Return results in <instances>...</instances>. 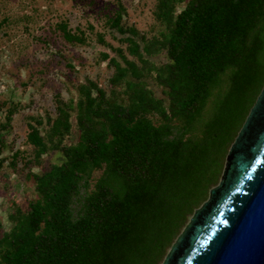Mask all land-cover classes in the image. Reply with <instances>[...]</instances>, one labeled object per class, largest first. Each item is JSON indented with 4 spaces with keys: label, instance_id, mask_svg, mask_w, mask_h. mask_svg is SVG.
Masks as SVG:
<instances>
[{
    "label": "trees",
    "instance_id": "obj_1",
    "mask_svg": "<svg viewBox=\"0 0 264 264\" xmlns=\"http://www.w3.org/2000/svg\"><path fill=\"white\" fill-rule=\"evenodd\" d=\"M126 12L120 4L109 19L128 44L127 53L116 49L121 60L103 54L114 69L110 88L88 79L79 84L77 99L59 102L56 117L29 119L35 162L50 150L62 161L26 174L34 194L25 206L11 208L9 229L0 221V264H142L150 233L161 249L149 264H162L209 197L156 241L175 217V188L183 179L191 182L181 183L184 189L193 183L194 161H205L211 143L228 129L219 151L222 177L264 86V0H158L160 28L151 36L124 24ZM59 29L66 41L85 42L67 23ZM161 55L166 61L156 62ZM250 91L252 102L229 128ZM17 110L13 104L0 122V154ZM19 156L12 153L14 169ZM9 158H0V169Z\"/></svg>",
    "mask_w": 264,
    "mask_h": 264
},
{
    "label": "rangeland",
    "instance_id": "obj_2",
    "mask_svg": "<svg viewBox=\"0 0 264 264\" xmlns=\"http://www.w3.org/2000/svg\"><path fill=\"white\" fill-rule=\"evenodd\" d=\"M157 2L158 0H0V122L13 104L18 108L11 127L4 132L6 145L0 154V158L10 157L0 169V221L6 229L11 226V208L16 204L25 206L27 198L34 194L33 189L25 186L26 174L29 171L41 173L52 163L62 161L61 153L50 150L41 158L40 163L35 162L34 147L27 139L29 119L38 116L56 117L59 102L77 99L79 84L88 79L97 81L103 88H110L109 78L114 69L103 54L108 53L121 60L116 49L122 48L127 53L128 44L124 41L127 35L112 28L109 19L122 4L127 10L123 23L151 36L160 28L154 15ZM61 23H67L72 33L83 35L85 42L66 41L59 29ZM154 59L156 62L166 61L164 55ZM152 86L157 95L162 96V89L153 83ZM252 95L253 91L247 92L234 109L229 128L239 123L243 112L252 102ZM230 133L227 129V135H221L211 143L210 155L205 161H194L193 170L196 172L191 185L184 189L181 183L191 182L183 179L176 186L175 200L179 199L173 211L175 217L165 234L157 237L156 241L164 240L174 231L176 225L199 200L207 193L210 197L211 189L215 187L210 186L218 179L215 185L220 183L222 177L219 178L218 174L222 159L219 161V151H222V144ZM66 142H70L69 138ZM16 151L20 156L17 169H14L9 162L12 153ZM202 162L203 165L199 167ZM98 175L99 172H96L95 176ZM192 185L193 189H190ZM153 236L152 233L146 236L145 248H150V253L142 264H149L160 252L161 245L159 242L153 244Z\"/></svg>",
    "mask_w": 264,
    "mask_h": 264
},
{
    "label": "water",
    "instance_id": "obj_3",
    "mask_svg": "<svg viewBox=\"0 0 264 264\" xmlns=\"http://www.w3.org/2000/svg\"><path fill=\"white\" fill-rule=\"evenodd\" d=\"M162 264H264V86L230 147L220 183Z\"/></svg>",
    "mask_w": 264,
    "mask_h": 264
}]
</instances>
